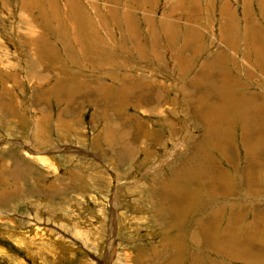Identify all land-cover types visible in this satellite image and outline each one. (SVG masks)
<instances>
[{
  "label": "rangeland",
  "instance_id": "1",
  "mask_svg": "<svg viewBox=\"0 0 264 264\" xmlns=\"http://www.w3.org/2000/svg\"><path fill=\"white\" fill-rule=\"evenodd\" d=\"M141 1L0 0V264H264V0Z\"/></svg>",
  "mask_w": 264,
  "mask_h": 264
},
{
  "label": "crops",
  "instance_id": "2",
  "mask_svg": "<svg viewBox=\"0 0 264 264\" xmlns=\"http://www.w3.org/2000/svg\"><path fill=\"white\" fill-rule=\"evenodd\" d=\"M121 2H123L124 0H120ZM141 1V0H140ZM216 2H217V5H219L220 3L218 2V0H215ZM143 4L145 3V2H143V1H141ZM155 3H156V0H155ZM158 3L160 4L161 3V0H158ZM202 4L201 3H196V6L197 7H199L200 8V6H201ZM217 5H216V7L214 8V14H216V12H218V10H217ZM241 7H242V4H241V2H240V0H237V2H235L234 3V11H235V15H236V18H237V20H238V23H239V30L237 31V29H236V26H235V29H234V35H236V31H237V37H238V33L239 34H241L242 33V20H241ZM255 8V9H254ZM252 14H253V16H257V21L259 22V24L261 25V27H262V29H263V33H264V22L261 20V18H260V13H257L256 12V7L254 6V5H252ZM199 16L196 18V19H200V21H199V23H197V24H200V25H202L203 26V22H204V20H203V18H202V16H203V13H201V8H200V13L198 14ZM204 18L205 19H207L208 20V18H207V15L205 14L204 15ZM210 18V17H209ZM192 19H194V18H191L190 16H189V25L190 26H192V24H193V22L191 21ZM212 21H214V22H216V20H214V19H211ZM188 21V20H187ZM137 22V21H136ZM135 22V24H137ZM217 22H218V19H217ZM187 24H188V22H186ZM138 26L140 27V25L138 24ZM137 25H136V28L138 27ZM195 25H193L192 27H194ZM139 27H138V29L137 30H139ZM250 35H252V34H250ZM142 36V35H141ZM160 36V38H161V35H159ZM240 36V35H239ZM252 38H250V37H248L247 35H246V38L248 39V41H245V47H249V46H251L252 47V51H254L255 49H254V45H253V43H257V44H259L261 47H263L264 46V43L262 42V41H258V40H256V39H254V37L253 36H251ZM204 34L202 35V39L204 40ZM207 40H208V37H207V39H206V41H205V43H208L207 42ZM161 43H162V39H161V41H160ZM237 44V43H236ZM161 46V48L162 47H164V45H163V43L162 44H160ZM239 45H240V48L242 47V40H241V37H240V39H239ZM205 46V45H204ZM209 47H211V45L209 46ZM212 49V48H211ZM162 50V52H163V48L161 49ZM164 52H165V49H164ZM208 51L204 48L203 49V52H200L199 54H201L202 53V55H200V56H198L197 58H201L203 55H205L206 53H207ZM242 52V50H240V53ZM244 52V54H245V50L243 51ZM242 52V53H243ZM248 55H249V57H251V54H250V51L248 50ZM229 57V56H228ZM255 58V57H254ZM199 60L200 59H198V60H196L195 59V61H196V63H193L192 65L196 68V66H197V64L199 63ZM229 60H230V57H229ZM259 60H262V59H259ZM194 61V62H195ZM149 62H153L154 63V61H153V58H152V56L150 57V59H149ZM230 63H231V61H228V63H227V66L228 65H230ZM192 66V67H193ZM238 66H240V65H238ZM192 68L190 67V70H191ZM242 69V68H241ZM260 69V72H261V68H259ZM195 69H192V71H194ZM232 71L233 70H236V65L235 66H233V68L231 69ZM242 72V71H241ZM253 72H255V71H253ZM256 74H257V72H255ZM232 74H234V73H232ZM244 77V75L243 74H241L240 75V77L243 79V77ZM258 78H259V80H258ZM258 78H256V81L257 82H254V80L252 81V80H250V82H249V84H246V83H244L245 81L247 82L248 81V79L247 80H244L243 79V88H242V86H241V88L239 89L240 91H254V90H256L257 92H261V94H264V91L261 89V88H258V90L257 89H255V87H257V86H259L260 87V85L263 83L264 84V78L262 79L261 78V76H259L258 75ZM252 81V82H251ZM258 81H259V84H257L258 83ZM233 89H235V88H237V87H239L238 86V84L236 83V82H234L233 84ZM172 87V86H171ZM263 88H264V85L262 86ZM222 91V90H221ZM220 91V92H221ZM240 95V94H239ZM231 97V96H230ZM257 97V99H259L260 101H261V103L260 104H263L264 103V101H262L263 99H264V96L263 95H260V96H256ZM226 98V97H225ZM236 100V99H235ZM237 101V100H236ZM254 105H255V103H254ZM215 107H217V105L215 106ZM211 108H213V107H211ZM254 111H255V109H253ZM256 112V111H255ZM233 122H237L236 121V119H234L233 120ZM236 125H238L239 126V124H238V122H237V124ZM174 204V203H173ZM205 238H206V236H205Z\"/></svg>",
  "mask_w": 264,
  "mask_h": 264
},
{
  "label": "bare ground",
  "instance_id": "3",
  "mask_svg": "<svg viewBox=\"0 0 264 264\" xmlns=\"http://www.w3.org/2000/svg\"><path fill=\"white\" fill-rule=\"evenodd\" d=\"M76 8V7H75ZM73 10V9H72ZM77 11V10H76ZM75 19V18H74ZM232 97H230V96H226V98H225V100L227 101L226 102V105H227V107H223V109L224 110H228L229 108H230V110H233V109H235L236 110V112H239L238 111V108H240L239 106H240V102H237L234 98V102L232 101V99H231ZM214 109V111H212ZM215 109L216 110H220V108L219 107H213V108H211V111L212 112H219V111H215ZM248 111H250V110H248ZM248 111H246V113H247V116H249L250 118L253 116L252 114H254V116L256 117V115H255V112H253L252 114L250 113V112H248ZM222 113H223V111H222ZM240 113V112H239ZM238 114V113H237ZM224 115H226V114H224ZM258 115V114H257ZM257 117H259V116H257ZM255 122V121H254ZM253 133V132H252ZM248 141V140H247ZM248 144V143H247ZM246 145V144H245ZM249 147V146H248ZM255 150V149H254ZM251 152V151H250ZM168 195V194H167ZM167 195H165V196H167ZM166 199V201L169 199H167V197L165 198ZM169 201V200H168ZM197 235V234H196ZM197 237V236H196ZM200 238V237H199ZM208 238H209V240H210V242H212L211 241V239H210V237L208 236ZM212 238H213V236H212ZM220 239H221V236H220ZM213 240V239H212ZM215 240V239H214ZM233 240V239H232ZM235 241V240H234ZM207 242V241H206ZM233 242V241H232ZM215 243V242H214ZM216 244V243H215ZM208 245H210L209 243H208ZM217 245V244H216ZM214 247V246H213ZM241 252V251H240ZM252 252V251H251ZM254 252H256L255 250H254ZM253 252V253H254ZM254 255V254H253ZM243 256V255H242ZM255 257V256H254ZM240 258V257H239ZM247 259H248V257H246ZM257 258V257H256ZM260 258H263V257H260ZM255 259V258H254ZM253 258H252V260H254Z\"/></svg>",
  "mask_w": 264,
  "mask_h": 264
}]
</instances>
